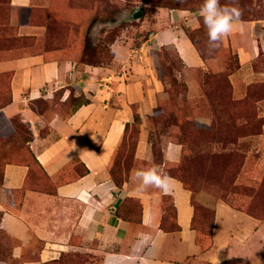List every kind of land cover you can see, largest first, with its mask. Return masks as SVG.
Instances as JSON below:
<instances>
[{"label":"crops","instance_id":"0c3cea01","mask_svg":"<svg viewBox=\"0 0 264 264\" xmlns=\"http://www.w3.org/2000/svg\"><path fill=\"white\" fill-rule=\"evenodd\" d=\"M41 2L49 8V0ZM16 21L15 37L33 34L18 15ZM165 22V28L150 32L136 48L114 49L109 64L102 66L80 63L60 48L38 53L0 48V84L7 81L10 98L0 114L27 127L31 138L25 146L34 159L9 162L1 170L0 230L9 248L0 264H91L94 259L99 264H216V257L220 264H264V221L209 193H195L194 200L213 212L209 244L203 249L190 227V192L178 181L167 194L154 188L137 190L135 172L149 168L146 163L151 161L147 116L163 94L155 52L171 50L185 71L209 68L182 28H197L193 16L174 11ZM43 32L41 26V36ZM230 34L241 35L245 44L234 48L239 70L228 75L232 97L238 98L235 82L252 83L251 63L259 53L264 58V25L256 29L250 23H234ZM182 78L187 89H193L196 83ZM79 96L86 103L70 110L66 101ZM130 105L139 119L133 158L145 164L128 168L127 181L116 188L108 170L124 125L132 122ZM160 150L166 163L181 157V147L172 142L164 141ZM163 197L171 200L176 231L159 227L165 218ZM125 199L137 200L139 223L115 216Z\"/></svg>","mask_w":264,"mask_h":264},{"label":"rangeland","instance_id":"374dc122","mask_svg":"<svg viewBox=\"0 0 264 264\" xmlns=\"http://www.w3.org/2000/svg\"><path fill=\"white\" fill-rule=\"evenodd\" d=\"M202 2L49 0L47 9L41 0H22L23 7L18 5L20 0H0V48H16L18 51L24 48L29 53L60 48L73 55L74 60L90 66L109 64L113 50L119 47L136 48L147 40L150 32L166 27L165 16L171 12L184 11L193 16L197 28L191 30L187 24L182 28L202 60L209 61V68L185 71L171 50L155 52V67L163 94L153 113L147 116L151 161L146 164L151 167L154 162L162 167L164 163L161 169L174 176L183 171L185 188L193 195L191 201L198 216L196 229L200 241L208 236L209 222L213 218L211 210L198 207L194 200V194L200 191L210 192L215 200L257 221H264V58L259 53L251 63L252 76H255L252 83L245 85L237 80L240 85L235 82V96L238 98H233L228 75L239 68L234 48L244 47V40L241 35L230 34L228 47L221 43L209 56L207 29L197 15ZM220 3L226 4L228 0H220ZM239 6L243 9V23H250L256 29L264 25V0H239ZM136 11L139 18H129ZM16 15L20 24L31 27L29 33L32 35L15 37ZM41 26L44 27L42 36ZM187 76L196 83L190 91L182 81V77ZM6 83L3 87L0 84L3 99L7 98ZM134 108L130 105L132 113H135ZM18 124L17 119L6 120L0 114V167L7 159L15 160L21 151L17 148L19 138L15 136ZM138 126L139 119L127 128L125 146L118 150L120 160L112 162L113 157L109 166L120 183L127 174L123 173L120 163L132 164ZM9 136L15 142L12 146L8 142ZM164 141L180 144L182 155L178 162L163 161L160 149ZM8 150L13 153L11 157L6 156ZM168 203L166 199L161 200L165 218H161L160 227L165 230L173 227ZM133 208L137 211L135 204ZM0 238L2 249L5 239L1 235ZM78 262L81 264L80 260ZM91 264H99V260L94 259Z\"/></svg>","mask_w":264,"mask_h":264},{"label":"trees","instance_id":"16d2710c","mask_svg":"<svg viewBox=\"0 0 264 264\" xmlns=\"http://www.w3.org/2000/svg\"><path fill=\"white\" fill-rule=\"evenodd\" d=\"M185 35H186V37H187V39L190 41V43L192 44V46L194 47V45H193V43L191 42V40H190V38H189V36L186 34V31H185ZM194 49H195V47H194ZM195 51L197 52V54H198V56L201 58V56H200V54L198 53V51L195 49ZM201 59H203V58H201ZM5 87H6V90H7V98H5V99H3V97H0V108L4 105V104H7V103H9V101H10V98H9V90H8V83H6V85H5ZM5 90V91H6ZM69 101V103H68V106L70 107V110H74L76 107H78L79 105H81V104H85L86 103V101L85 100H83V99H81V97L79 96V97H76V98H74V99H68L66 102H68ZM3 117V116H2ZM137 121H138V117H137V115L135 114V113H132V122L131 123H129V124H125L124 125V130H123V134H122V138H121V141H120V144H119V146L117 147V149H116V151H115V153H114V160H112V162L113 161H116V160H120L119 158H120V153H119V149L122 147V146H125L124 145V141H125V139H126V131H127V128L129 129V127H131V125L133 124V123H137ZM19 125V127H18V129H17V132H16V134H15V136L16 137H18L19 138V146L17 147L18 149H20L21 151H20V153H19V155L17 156V158L15 159V160H10V159H7L8 161L7 162H3V164L1 165V167H0V179H1V170H2V167H3V165L4 164H6V163H9V162H11V163H20V164H22V163H28V160H30V161H34V159H33V157H32V155L30 154V152L28 151V149H27V147L25 146V143L26 142H28L29 140H30V133H29V131H28V129H27V127L24 125V124H18ZM8 142H9V145L10 146H12V145H14V141L12 140V136H9V139H8ZM135 144H136V142H134V145H133V148L132 149H134L135 148ZM178 145H180V144H178ZM181 152H182V149H181ZM12 156L13 155V153H10V150H8V154L6 155V156ZM181 155H182V153H181ZM124 158V157H123ZM122 158V159H123ZM132 164L133 163H136V161H134V159H133V156H132ZM122 166H123V168H124V170H123V173L125 172V173H127L128 171V168L132 165V164H130V165H128V164H124V162H121L120 163ZM111 170V167L109 168V176H110V179H111V181H112V183L115 185V187L116 188H120L121 186H122V184L125 182V180H127V174H125L124 176H123V181L120 183V179H119V177H117L116 176V174L113 172H111L110 171ZM179 173H180V175H178V176H174V175H170L171 177H173L176 181H178L180 184H181V186H182V188L184 189V190H187V188H185V181L182 179V173H183V171H179ZM187 191H189V190H187ZM190 192V191H189ZM194 192V191H193ZM195 193V192H194ZM208 193H210V192H208ZM190 205H191V207L193 208V219H192V222H191V225H190V227H191V229L192 230H194V232H195V242L197 243V244H199L203 249L205 248V247H207L206 245H208L209 244V237H210V230H211V226H212V217H211V219H210V222H209V226H208V236H205L204 237V239L203 240H201L200 241V239L198 238V236H200V234H199V231L196 229L197 227H198V223L199 222H196V220H197V218H198V216L196 215V213H195V210H194V205L192 204V198H193V195H192V192H190ZM162 199H166V200H168L169 201V206L167 207L170 211H171V213H172V216H171V219H174V209H173V207H172V203H171V200H170V198L169 197H163ZM123 204H121L119 207H117L116 208V210H115V212H114V214H115V216H117L118 218H121V219H123V220H125V221H130V222H134V223H139V211H140V206H139V204H138V202H137V200H134V199H125L123 202H122ZM134 204H135V206L137 207V211H135L134 210V208H133V206H134ZM196 204V203H195ZM197 205V204H196ZM198 207H201V206H199V204L197 205ZM123 207V208H122ZM202 208V207H201ZM166 209H164L163 211H164V213H166V211H165ZM168 214V213H167ZM212 214V213H211ZM212 216H213V214H212ZM172 225H173V227L172 228H170L169 230H165L164 228H162V227H160V225H159V227H160V229L161 230H163V231H165V232H172V231H176V230H178V227L174 224V223H172ZM199 229V228H198ZM0 235L2 236V237H4V239L6 240V238H5V236H4V234H3V232L0 230ZM1 240H2V238H0ZM1 246H3V248L2 249H0V259H4V258H6V256H7V254H8V246H4L3 245V242H2V244H1Z\"/></svg>","mask_w":264,"mask_h":264},{"label":"clouds","instance_id":"9594fccd","mask_svg":"<svg viewBox=\"0 0 264 264\" xmlns=\"http://www.w3.org/2000/svg\"><path fill=\"white\" fill-rule=\"evenodd\" d=\"M197 15L207 29V54L211 56L219 48L223 39L232 32L234 23L242 22L243 9L239 6V0H228V3L223 5L220 0H203ZM74 147L73 144V149ZM177 147L180 146L177 145ZM135 178L139 182L137 190L141 192L155 188L167 194L172 191L173 185L177 182L154 162L147 169L136 170ZM216 264H220L217 257Z\"/></svg>","mask_w":264,"mask_h":264},{"label":"water","instance_id":"95a60500","mask_svg":"<svg viewBox=\"0 0 264 264\" xmlns=\"http://www.w3.org/2000/svg\"><path fill=\"white\" fill-rule=\"evenodd\" d=\"M129 18H131V19H137V18H139L138 12L136 11L133 15H130Z\"/></svg>","mask_w":264,"mask_h":264}]
</instances>
